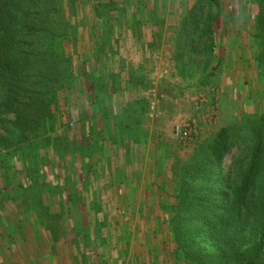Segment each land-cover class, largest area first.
<instances>
[{
  "label": "rangeland",
  "instance_id": "374dc122",
  "mask_svg": "<svg viewBox=\"0 0 264 264\" xmlns=\"http://www.w3.org/2000/svg\"><path fill=\"white\" fill-rule=\"evenodd\" d=\"M76 5L67 15L76 24L77 49L73 53L70 45L60 47L76 60V80L74 91L64 92L59 100L57 126L21 152L0 154V176L8 186L0 194V206L9 203L14 213V227L0 231V261L80 264L71 240L75 222L83 232L88 262L143 264L146 258L150 264L153 247L162 248L168 237L158 218L161 202L164 207L172 202L173 161L187 162L197 145L222 129L264 113L257 41L250 38L246 19L239 37L216 33L211 55L208 39L185 46L191 40L181 32L192 8L188 0H113L104 5L102 20L95 0H77ZM147 20L156 25L159 38L154 66L139 89L144 90V103H133L136 117L126 120L129 130L110 135L104 149V126H115L122 107L112 101L119 91L117 67L106 49L117 50L122 62L126 32L142 29ZM184 46L189 52L183 56ZM98 68L112 85L108 97L94 91ZM176 125L193 130L190 142L174 136ZM70 202L76 213H70Z\"/></svg>",
  "mask_w": 264,
  "mask_h": 264
},
{
  "label": "trees",
  "instance_id": "16d2710c",
  "mask_svg": "<svg viewBox=\"0 0 264 264\" xmlns=\"http://www.w3.org/2000/svg\"><path fill=\"white\" fill-rule=\"evenodd\" d=\"M76 1L0 0V154L21 152L57 126L59 100L74 91L76 80V60L60 49H77L76 24L67 15ZM95 1L102 20L104 5L113 0ZM188 1L192 8L181 32L191 40L185 46L208 39L211 55L218 31L239 37L249 19L250 38L258 45L256 67L264 76V0ZM185 46L183 56L189 52ZM98 76L94 91L104 96L109 85ZM171 171L172 202H161L158 218L168 237L162 248L153 247L150 264H264V113L222 129L197 145L187 162L173 161ZM69 207L76 213L71 202ZM74 224L71 240L79 262L92 264Z\"/></svg>",
  "mask_w": 264,
  "mask_h": 264
},
{
  "label": "crops",
  "instance_id": "0c3cea01",
  "mask_svg": "<svg viewBox=\"0 0 264 264\" xmlns=\"http://www.w3.org/2000/svg\"><path fill=\"white\" fill-rule=\"evenodd\" d=\"M149 20H147V22H143L142 29L136 30L134 32H126L128 34L126 36L128 39L124 46L125 49H123L122 62L120 61L121 55L119 57L117 50H112L111 47H109L107 50L105 47L106 53L108 55L110 54V60L113 61L116 65L115 67H117L115 72L117 74V77H115V86H119V91L112 101L115 103H122V107H120V111L117 112L118 114L115 115L116 119L118 120V122L116 121L115 126L110 122L108 123V126H104V138H102L105 140L104 149L105 147L107 148V142L109 143L108 138H110V135L119 133L124 135L129 130L128 127H130L131 124H128L126 120H135L136 106L134 105L143 102L141 99L143 98L144 90L140 91L139 89H142L144 84L147 83V75L150 73V71H152V67L154 66L153 54L158 44L157 38H159L156 37V35L159 33L156 25H153L151 21L150 23ZM156 40L157 42H155ZM95 71L96 75L99 74L98 77L102 76L105 78V80H107L110 88L112 85L109 82V79L104 75L103 71H101L100 68L96 69ZM160 75L163 74L160 73ZM106 96L108 97V94H106ZM108 118L111 121L113 117L109 114ZM120 118L121 121L119 120ZM121 145H123V141L121 142ZM122 153L123 152L121 151V154ZM4 183L5 179L3 178V175H1L0 194L2 195L5 194L6 190L8 189V186H6V184L4 185ZM9 205V203H2V206H0V231L2 232L8 231L10 228L14 227V225H12V216L14 215V213H12L13 208L9 207ZM2 245H5V241L2 243ZM0 263L3 264L1 261Z\"/></svg>",
  "mask_w": 264,
  "mask_h": 264
},
{
  "label": "built area",
  "instance_id": "2783aa9c",
  "mask_svg": "<svg viewBox=\"0 0 264 264\" xmlns=\"http://www.w3.org/2000/svg\"><path fill=\"white\" fill-rule=\"evenodd\" d=\"M174 136L182 142H190L193 137V130L188 126L176 125L174 127Z\"/></svg>",
  "mask_w": 264,
  "mask_h": 264
}]
</instances>
